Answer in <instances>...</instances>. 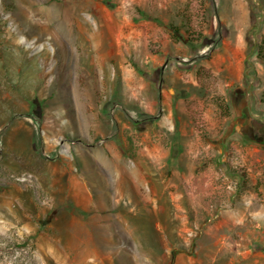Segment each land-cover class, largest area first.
Wrapping results in <instances>:
<instances>
[{
	"label": "rangeland",
	"instance_id": "obj_1",
	"mask_svg": "<svg viewBox=\"0 0 264 264\" xmlns=\"http://www.w3.org/2000/svg\"><path fill=\"white\" fill-rule=\"evenodd\" d=\"M260 50L264 0H0V264H264Z\"/></svg>",
	"mask_w": 264,
	"mask_h": 264
},
{
	"label": "bare ground",
	"instance_id": "obj_2",
	"mask_svg": "<svg viewBox=\"0 0 264 264\" xmlns=\"http://www.w3.org/2000/svg\"><path fill=\"white\" fill-rule=\"evenodd\" d=\"M73 243V242H72ZM95 248V247H94ZM78 249V248H77ZM81 249V248H80ZM89 249V248H88ZM96 250V249H95ZM78 251V250H77ZM85 252V251H84ZM91 253H92V251H90L89 253H88V257L91 255ZM79 254V253H78ZM77 255V254H76ZM80 255V254H79ZM93 255V254H92ZM75 256V255H74ZM75 258H78V257H75ZM87 259H89V258H87ZM73 260H75V259H73ZM90 261V260H89ZM91 262V261H90ZM93 263V262H92ZM67 264V263H66ZM90 264V263H89Z\"/></svg>",
	"mask_w": 264,
	"mask_h": 264
},
{
	"label": "trees",
	"instance_id": "obj_3",
	"mask_svg": "<svg viewBox=\"0 0 264 264\" xmlns=\"http://www.w3.org/2000/svg\"><path fill=\"white\" fill-rule=\"evenodd\" d=\"M260 52H261V54L260 55H262V57L264 58V55L262 54V50H260ZM174 156V155H173Z\"/></svg>",
	"mask_w": 264,
	"mask_h": 264
}]
</instances>
